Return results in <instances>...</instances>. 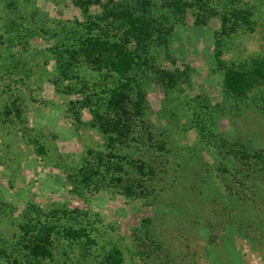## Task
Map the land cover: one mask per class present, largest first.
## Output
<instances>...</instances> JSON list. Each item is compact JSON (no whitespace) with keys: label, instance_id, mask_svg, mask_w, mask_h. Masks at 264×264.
I'll use <instances>...</instances> for the list:
<instances>
[{"label":"rangeland","instance_id":"obj_1","mask_svg":"<svg viewBox=\"0 0 264 264\" xmlns=\"http://www.w3.org/2000/svg\"><path fill=\"white\" fill-rule=\"evenodd\" d=\"M102 2L117 18L94 4L85 17L73 0H0V264H108L115 248L119 264H264V82L236 97L214 57L218 40L227 67L264 62V0ZM90 20L140 55L126 138L99 128L118 77L78 51ZM34 218L53 228L52 258L24 257ZM64 224L91 241L58 236Z\"/></svg>","mask_w":264,"mask_h":264},{"label":"trees","instance_id":"obj_2","mask_svg":"<svg viewBox=\"0 0 264 264\" xmlns=\"http://www.w3.org/2000/svg\"><path fill=\"white\" fill-rule=\"evenodd\" d=\"M110 1V0H108ZM73 3L78 7L82 14L88 17L89 5L94 4L101 6L104 10L107 19L117 18V14L110 8H107L103 4L102 0H73ZM175 8H179L175 5ZM230 17L234 18V21L241 19V14L238 11H232ZM230 17H222V28H226V24L230 21ZM122 19L125 24L129 26V36L136 40L137 45H140L145 40V34L141 32V29L137 26L138 20L129 18L128 13H124ZM85 32L82 36H78L75 39L76 46L78 45V51L82 54V59L86 63L91 65L96 71H105L107 76H117V84L110 88L107 96L104 100L103 107L106 109V120L99 124V128L104 133L108 134L109 140L113 141L117 137L126 138L130 134L132 128L129 124L131 115H140L142 109L143 95L141 92L136 93V101L133 104V112L130 111V97L128 94L132 78L130 74L134 73L136 69L137 61H140V55L138 49L131 50L128 47V43H119L117 41H110L103 38L101 35L96 34L95 20L88 21ZM234 23V22H233ZM153 28L147 29V34L152 35ZM214 57L216 59L217 66L222 71V84L226 91L236 97H242L246 95L256 84L261 81L264 82V62L259 59H253L251 66L246 67H227L221 60L220 43L218 40L215 42ZM63 74L65 72L63 71ZM169 73H165V77H169ZM260 79V80H259ZM259 80V81H258ZM18 113V112H17ZM18 115V114H17ZM103 121V120H101ZM98 127V126H96ZM98 128V129H99ZM141 171H145L143 166L139 168ZM76 211V210H75ZM31 215L28 211L24 212V218ZM25 226V227H24ZM22 226L25 228V234L34 232L35 234L27 240V244H24V257L27 260L30 258H52L53 250L55 247L54 239L52 238V229L48 227H42L39 220L35 222V218L32 221H28ZM58 236H63L65 239L73 242H81L82 235L86 236V241H91V238L85 232L76 230L72 225H62L56 229ZM61 234V235H60ZM84 244V242L82 243ZM70 245V244H69ZM85 245V244H84ZM72 245H70L71 247ZM86 249V248H84ZM85 254V252H82ZM120 254L118 249H113L107 256L108 264H119Z\"/></svg>","mask_w":264,"mask_h":264}]
</instances>
